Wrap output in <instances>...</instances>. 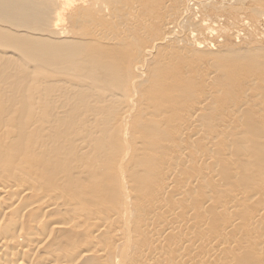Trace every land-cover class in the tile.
<instances>
[{
    "label": "bare ground",
    "instance_id": "obj_1",
    "mask_svg": "<svg viewBox=\"0 0 264 264\" xmlns=\"http://www.w3.org/2000/svg\"><path fill=\"white\" fill-rule=\"evenodd\" d=\"M81 1L83 7H85L88 4L87 2L89 0H81ZM231 1L241 2L242 4L247 2H255L256 5L250 7V8L254 7L253 8L254 12L252 13L255 19L250 16L252 20L250 17H248L250 18L249 21L243 20V22L239 21L238 22L239 24H237L235 23L237 22L235 21L236 20L235 18L236 16H235L234 17L235 20L232 21L231 14H229L228 11H225L226 9L225 7L227 6L226 3ZM90 2L91 0L89 1V3ZM92 2H94V0ZM115 2L119 3L116 0ZM115 2L113 1L112 4H115ZM130 2L129 4H131L133 1L131 3ZM135 2L137 3V1ZM178 2H179L178 3L179 6H178V11L176 10L177 11L176 14H170L169 10L171 9L170 6L167 5L161 4L160 7L158 6L159 8L158 7L156 8L157 10H159L158 12H160L159 13L160 16L162 15V13L163 14L167 13L164 16L162 15L163 17L161 19L160 16H157L160 19L159 21L158 19L154 18L160 23L159 25H161L160 27L161 30L162 29L164 30V32L161 31L163 33L161 34L160 37H158L154 41L150 40L151 42L148 43V45L145 46L142 45L132 50H127L130 49L129 48L130 45L127 44L128 42L127 38L130 36L129 31L125 32L124 34L121 32L115 33V31H117L115 30V28H117L116 25H114L115 26L114 28L113 26L111 27V25L109 26L107 25L110 28L112 37L115 36V38L111 39L112 37L108 36L109 35L107 32L108 29L103 30L105 29L104 27L106 26L107 22L106 23L102 22L103 24H101V26L105 24L102 31L98 29V25H96L95 22L96 20H93L95 23L94 25L95 27H92L91 30L90 28L91 25H93V23L92 22H91L92 24L89 23L90 27L88 26L87 28L88 32L86 29V34L84 33L81 35V41H75V39L74 40L66 39L68 34L66 32V29L64 28V24L66 21L65 17L67 12L73 6L70 0L69 1L68 0H0V63L6 66V67L4 66L5 69L4 67H2L5 71L4 73L8 74L9 72H11L13 74L16 71L15 72L16 74L19 71V75L25 74L26 76L23 77H27V74L31 72H28L26 67L29 66V64L30 66L28 68L30 69L32 68V65L34 66V68H32L34 74V75L32 74L34 76L33 91L31 89L32 86L31 88H28L30 82L27 85V82L29 81V76L27 77L28 81L24 82L28 86L27 89H30L32 94L29 93L30 95L26 94L25 96L23 95V93L25 92L21 91L22 94L20 93V95H23V97L21 99H16V102L14 100L13 102L11 101L12 104L15 102L14 105L18 103V105H20L19 107L18 105L17 107L8 105L9 107L11 106L12 108L11 110L7 109V107L4 106L3 107L5 108L4 109L5 111L3 110L2 112L3 108L0 110L1 111L0 112V264H205V263L206 264H264V167H261V169L259 168L260 165L264 163V133H262L263 131L262 132L260 131L261 134L258 133L259 135L257 136L255 135L256 143L254 142L255 144L253 145L255 151L254 153L250 149L249 146H251V144H249L250 141H248L250 136H252V132H249L251 126L249 127V129L242 130V128H240L241 130L239 129L240 131H237L238 127L241 126L243 123H245L244 120H246L245 119L246 116L243 113L246 111L247 107L250 106L248 101L244 100V102H241L239 104L236 103L234 105H231L233 106V109H235L236 112L232 116V118H230L231 120L228 121V123H226L227 126L223 128L227 131L228 130L230 131L233 127H236V130L233 129V132L237 131V134H239L238 132L243 131V136L245 140L244 143L243 142L242 143L244 145V148L242 146V148L240 149V146L242 145L241 143V145L239 146V149L241 150L240 154L241 153L243 154L242 149H244V156L248 157L254 153L256 154V156L261 157L258 159V161L255 160L257 164H255L254 161L251 162L252 168L251 165L250 167L247 166L250 169V171L251 169L253 170L256 169L255 173L257 174L253 176L252 174L248 173V177L251 175V177L249 178H246L244 174V177L246 179L243 178V174H242L243 171L241 173H238V175L242 174L241 176L239 175L240 177L235 173H233V175L232 174L229 175L232 176L229 177L231 181L230 184L232 186H235L234 184L236 180H240V184L243 183L241 185L242 188L245 190L242 191V193H239L240 191L237 192L234 189L230 188L231 190L228 192L229 195H227L225 191L227 196L224 195V198H219V197L216 198L215 196H213V194L208 195L206 193L207 191L205 192L208 196H210L208 199H206V203H208V205H213L212 206L214 207L212 208L214 210L213 212L215 213L221 212L226 215L227 217V219H225L226 226L215 229L210 228L211 235L208 238H206V240L202 235L197 237L198 235L196 236V234H195L196 236L195 239L193 237L194 234V231L192 230L193 225L191 224L192 225L191 228L189 223L186 222L182 223V221L180 220L181 217L184 215V212L183 215L181 212V217L179 219L180 213L178 214L179 215L178 216L177 215L178 211H176L175 207H173L174 210L172 209L168 210L169 207H166L165 203H164L165 205L160 203L161 197L160 200L158 199L159 200L158 202L154 203L155 200H153L150 203L148 202L149 200L145 201L144 198L141 197L142 195L140 193H137L138 199H134L132 196H130L129 191L133 189L134 186L136 187L135 188L136 191L138 190L143 191L142 189L143 186H145V184L140 186L141 182H139L138 185L141 189L139 188L137 190V179L145 176L148 172L151 173L150 170L148 169V166L144 165L143 162L144 159L147 157L146 156L147 145L150 143V141H153L152 140L153 134L150 131V133L152 134L150 135L152 137L150 140L148 139L147 136V134L148 135L150 134L149 131L148 132L146 131L147 139H145L146 136L145 138L142 136L146 132H144L143 134L139 133L141 134L140 135L141 137L136 136L137 135L136 133L138 131L139 132L141 131L139 127L138 128L139 130L136 133H133L135 134L136 137L128 136L130 130V127L128 126L130 123L128 124V120L131 119V116L135 115L134 113L138 109L140 110V114L142 113L149 114V112L153 114V112L156 110L154 107L155 106L154 102L156 101L154 100L153 102L154 105H152V103H150V101H148L146 97L145 99L143 98L142 91L141 92L138 91V89L142 87L143 84H145L143 82H146V79H150L147 78V75L149 73L148 71L152 69L151 67L155 63L156 65L158 63H162L163 66L166 61L167 57L162 58V61L161 59L158 60V58L160 57H158L159 55L157 56V54L160 53L159 51L157 53L156 50L160 49V47L167 49L168 51L167 50L165 51H167L168 53L171 52L172 53V55H170L171 57L173 56L176 59L183 58L185 62L187 61L185 58L190 57L189 54H191V56L193 55L192 56L193 58L191 57L192 61L193 59H195L196 62L194 63H196L197 66L198 64L199 65L202 64L201 63L202 61L201 62L199 61V63H197V59L200 60L199 56L201 54L206 53L208 55L207 57H210L208 58L210 60V63L213 62L215 65V62L219 57L217 58L214 57L213 56L214 53L213 55H211L213 51L210 50L214 49L215 51V49L216 50L219 49L217 51L220 52L219 54H224V55L226 54V56L228 57L227 53L231 52L232 48H234L235 46L234 45L232 47V45L234 44L233 39L235 40L237 39L238 41V39L243 35L241 29L242 26L244 28L246 27L249 28L251 27L250 24H253V26H255L254 28L256 29V31L257 29L262 30L256 37L255 41L256 40L259 41L258 42L259 46L262 45V43H264V9H263L264 7L262 8V6L260 7L259 5H257V0H180ZM263 2L264 1H262V3ZM105 5H107V3H105ZM115 5L114 6L109 5V7H113L114 10L112 11V13H109V17L113 15H114L113 17H116L119 15L118 12L119 10L115 9ZM134 5H135L134 7H136V4ZM218 5H220L221 7H218ZM144 7L146 6L144 5ZM115 10H117L118 13ZM105 11H108V8H105ZM235 11L237 12L238 10L235 9ZM227 12L231 17H229L228 14H226ZM233 12H234V7H233ZM106 14L108 13L106 12ZM126 15L129 14L126 13ZM239 15L240 14L238 13V16ZM246 15L244 14L245 17ZM105 16L106 15H104V18ZM109 17L108 19H111ZM135 19L139 20L137 18ZM112 20H108V22ZM148 22H151L150 19ZM153 22L152 24H154ZM98 23L100 24L101 22L99 21ZM136 23L135 25L131 23L132 27L129 28L131 29V31H134V33L135 32H137L138 34L140 33L141 34L140 37L143 36V39L146 38L145 36H147L146 33L147 26L142 23L137 26ZM224 23L227 28L229 27L228 30L231 31V33L227 32L230 35V37L228 41H225L227 40V38H225L222 35L225 40H221L223 39V37L219 38L221 37L219 36L218 38L221 40L219 41L217 40L218 38L216 39L214 37V35L216 34L215 32H217L216 31L217 27L219 28L218 31H220V34H223L221 33V31L225 30L226 28L224 27ZM121 31L123 30L121 29ZM245 34H247L246 31ZM224 35H226V32L224 33ZM201 36H204V39ZM199 37H201L203 40L205 39L206 40L200 41ZM212 37H214L216 41L214 39H213L214 41L211 40ZM242 37L244 38V36ZM222 41H225L226 44H224L225 42ZM242 42L240 43L242 44ZM253 43L254 45L253 44L252 45L254 47L255 42ZM249 45L252 47L250 41H249ZM236 46H238V43H236ZM246 46L248 47V45ZM197 49L199 50V52H197L198 51ZM235 50L237 51L238 49L236 48ZM160 51H162V49H160ZM192 51H196V53H190ZM255 51L256 50H254V53ZM262 51L264 54L263 49ZM252 52L253 51H251V53ZM127 53L129 55H127ZM208 53H211L210 56ZM247 53L245 54L246 56L250 54ZM256 54L261 55L259 52ZM240 55H242V53ZM211 56L214 59L216 58L215 62L213 58L211 62ZM237 56L239 55L236 54L235 57ZM252 56L253 54L249 55V57L253 58V60L254 58L255 59L258 58V57L256 58V56L255 57ZM262 56L263 55H261L260 57ZM229 57H231V55ZM168 60L167 62L170 63V61ZM243 60H247V59L243 58L241 61L242 63ZM190 61H189V65L191 63ZM228 61L232 62V60H228ZM250 61L247 62L248 64L251 65L252 63H250ZM220 62H221L220 64H222L225 61H220ZM239 62L237 64L234 63L233 64L236 65L237 67V65L240 64ZM262 62H264V60ZM205 63H207V59ZM225 64L223 63V66ZM261 64L262 63H260V65ZM172 65L169 64L168 67L169 66L172 67ZM193 65L194 64H192V66ZM212 65L208 64V66H210L209 68L207 67L208 70L207 71L205 70V72H200L201 74L200 80H198V78L193 77L198 69L194 71L193 68L190 67V70L192 68L193 71H189L188 69L187 71L190 74H194L192 75L194 80L197 79V81H201L200 83L203 84L202 86L200 85L201 88L205 86L207 88V85H209V83L212 81L214 77H215L214 79H216V77L218 78L220 77L216 75L217 72L219 71L220 66L223 68L222 65L214 66L215 68ZM231 65L232 64L227 65L228 67L227 69H229L230 68L229 66ZM254 65L256 66V64ZM158 66L161 67L159 64L155 67ZM187 66H188V62H187ZM187 66L185 67L187 68ZM259 66H257L258 67L257 69H259ZM168 67H165V69L167 68L168 70ZM186 68L182 69V71L184 70L186 71ZM170 69L168 71H170ZM260 69L264 71L263 65H261ZM234 70L235 69H233V72ZM157 71L152 73L153 76H155L160 71V69L158 72ZM171 71H172L171 73H174L173 72L174 70L171 69ZM226 71L227 70H225V74L227 73ZM229 71H231V69ZM251 71H253V69ZM161 72H163V70ZM1 74L0 76L2 77L3 74L2 75ZM160 74L162 75L163 73ZM170 75H174V74L168 73L167 77ZM248 75L249 74H247V76ZM221 76H222L221 78L227 77V75L223 77L222 74ZM173 77H172V83H173V79L175 78ZM187 78L188 80L185 81H187L188 84L190 83L188 81L191 80L190 79L191 77H187ZM187 78L185 77V79ZM16 79H18V76L16 77ZM159 79H163V78H161L160 76ZM227 79H225V82H227ZM168 80H165L166 81L165 82L163 79L164 83L171 84V82ZM180 81H182V79ZM180 81L178 78V82ZM253 81H255V79ZM178 82H175V86L180 84ZM184 82L182 81L181 83L189 87V85H187ZM24 83L22 84V87L20 85L21 88H23V85H25ZM147 83H149V81ZM191 83H193V81H191ZM200 83L197 82V84L196 83L195 84L198 85ZM222 83L224 82L222 81ZM246 83H247L246 85L249 87L244 91L250 92V90L254 86L253 85L254 83L252 82V80H250L249 82L247 81ZM261 83L264 84V81ZM5 84L6 87L4 85H2L1 87H4L5 89L9 87L10 90L13 87L12 84H9L10 86L7 87L8 85L7 80ZM140 84L141 86L139 87L138 85ZM159 84L160 83H158L157 85ZM217 84L220 85V83ZM217 84H215L216 88L218 86ZM246 85L245 88L247 87ZM137 86L139 87L138 89ZM150 86H152V83ZM191 86H193V84H190V87ZM1 87H0V91H1ZM4 88L3 91H5ZM216 88L215 89L213 88L215 92H217ZM161 89L163 90V88ZM161 89L158 90L161 92L162 91ZM213 89L211 90L210 87L209 89L207 88V92L209 93V95L215 93L213 92ZM10 90H9L10 96L8 94L9 98L11 97V95L13 96V94L10 93ZM23 90L26 91L25 89ZM207 92L204 90L202 94L206 96ZM6 93L7 92H5V94ZM17 93L19 94V92ZM165 93L168 94L167 91ZM165 93H163V95H165ZM174 94L175 95L173 96H175L176 98L180 97L178 94H177L178 96H176V93ZM144 95L146 96V94ZM205 96L204 98L202 96L200 97L198 96L197 99L196 98L195 100L193 99L194 101L191 98H188L191 99L192 100L191 102L193 103H192V107L189 105L187 107H184L187 109L188 107H191V109H189L188 111L186 110L187 113H185L184 116L185 117L184 122L186 123L181 124L183 122V119L175 120L174 119L175 116L173 117V119H171L167 117V115H165V117H167L165 118L163 117V114H160L162 116L159 117L160 111L158 112L159 110L158 109L157 112H154L155 115L158 114V116H155L158 118L149 119L151 125L156 126V127H152V126L151 127L162 128L164 125H168L169 124L168 122H171L168 125V128L169 126L171 128L173 127L171 124H177V122H179V124H177L176 126L178 128L175 130L174 129L175 125H174L172 129L174 130V133H172L175 134L174 137L176 136L177 138L185 139L186 142L188 140L190 143L195 142L197 137H200V135L202 136V134L205 133L204 130L205 124L203 123V116H204L203 113L215 107L213 106V102L210 101L211 98L209 99L208 96L207 97ZM152 97L154 98V96ZM165 97L168 98L167 95H165ZM254 97H255L254 100L255 104L261 108H264V96L260 97L259 95H254ZM10 100H12V98ZM160 101H162V99ZM183 101L184 100H181L182 103L185 102ZM171 102H173V104L176 103L174 99L170 101V103ZM188 102L190 101L188 100ZM1 103L2 105H5L4 104L5 102L3 103L2 101L0 102V104ZM168 103L169 102H166V106L169 107V105H167ZM5 106H7V99ZM263 114L264 113H262V115ZM138 116L139 118L140 117L141 118L139 119L138 122L139 124L136 125L142 126V128L147 126L146 128L150 129L151 127L147 125L149 122L146 123L144 117L142 118L141 115ZM143 116L146 117V115ZM180 120H182L181 123ZM243 125H246V123ZM152 132L154 133L156 131H152ZM229 134L230 133H228V135ZM220 135H224V133ZM220 135H218L217 137L219 138ZM226 136L224 135L223 137ZM231 137L234 138L233 135ZM153 139H157V137ZM210 140H212L211 137ZM168 141L169 140H166V142ZM166 142L164 140L165 144ZM155 143L156 142L154 141L153 144ZM164 143L163 144L160 143V144L166 147L167 144L165 145ZM180 143L170 144V147H173L178 152L177 153L178 155H176L177 158L168 159L166 161V164H164L165 166L162 165L163 167H165L164 169L168 170V173H166L162 181H159L157 187L154 185L155 183H153V185L150 184V186H155L156 188L161 190L163 194L164 192L166 194V192H170V189L174 187V185H177L178 190L176 187L174 188H176V190L180 192V193L177 192V195L181 197V194L184 190L186 191L187 189L188 192V189L191 190L192 187L194 188V186L191 187V185H193L195 182H198L199 184V182L200 183L205 182L208 181L207 180L208 178H211L210 179L211 183H216V182L218 183L217 178H219V174L223 173V171H221L220 173L218 172L219 174H217L216 173V171L218 170L217 167H215L217 168V170L215 171L214 168V171L212 173L206 172L207 175L206 173H202L205 175L200 174L201 176L200 175L196 176L194 174L196 177L194 179L193 177H191L192 180L190 178L188 180L184 178L185 180L182 181L180 180L179 183L177 182L178 180L176 178H174L173 180L172 177L174 176H172V174L173 175L177 174L179 170H181L182 166H187V168L189 167L190 169H192V166H194L195 163L194 161H197L195 159L192 160L188 159L184 156L186 154H182V151L184 150H182L183 146H181ZM251 143L253 144V142ZM191 145L188 144V147ZM166 148L168 149L169 147L167 146ZM184 149L185 152H187L186 151L187 148ZM213 151H214L213 149H207L206 151L204 150L203 152H200L198 158L201 160V163L202 161L203 162L206 161L208 163V167H211L209 166L210 165L209 163L215 164V161L218 157L215 158L216 156L214 155ZM221 155L225 159H227L226 162L228 161L230 166L231 165L233 166V169L236 167V165L239 166L242 164L241 159H239L232 152L224 151ZM160 158L161 157H159L158 160H160ZM246 158L244 160H246ZM139 161L140 163H138ZM247 162H249L248 159ZM247 162L245 161L244 163L245 169L247 168L246 167ZM196 164L197 162L195 163V165ZM241 166L243 167V165ZM196 167H198V165ZM209 170H211V168H209ZM209 170L208 172H210ZM239 170L237 172H239ZM226 171L228 173L229 170ZM247 171L249 170H246V172ZM125 172L127 173L126 176H124ZM161 172L159 170L160 174ZM155 173L156 172L154 171V174ZM222 176L223 175L221 174V178ZM240 178L242 179V182ZM142 183H144V181ZM231 185L230 187H232ZM243 185L245 187H243ZM146 187L148 188V185ZM239 187L241 188L240 185ZM173 189H171V191ZM152 190L153 188L151 189V191ZM155 190L153 191L154 195H156ZM174 191L175 189L173 190V192ZM145 192L142 193L145 194ZM175 193L176 191L173 194ZM168 197H170V195ZM203 200H205L204 197ZM247 201L251 202L250 205H254L253 203H255L256 206L253 207V209H251L252 207L250 205L246 206ZM177 203L181 204L180 201ZM208 205L206 204V206ZM165 209L169 211L170 220L169 221L167 220V223L170 222L169 227H162L163 225L161 226V222L163 220L158 221L163 218L162 217L158 219L160 215L159 213L162 214V212L165 211ZM199 210H201V208ZM168 211H165L167 215H168ZM187 212L188 215L186 214ZM187 212L185 213V215L188 216V218L189 216L199 218V216L197 215L200 213V211L198 212L196 210L197 213L195 212L196 213L195 216L193 214L190 215V213L192 212L190 211V209ZM203 213H205V211ZM215 213L214 215L216 216ZM245 216H246L245 218L246 220L243 218ZM204 217L200 218L196 223H194L196 221V219L194 218L195 221L193 223L195 224L194 228L196 229V231L197 230L204 231V229L208 227L209 223L206 221ZM188 218L187 221L189 219L190 220L192 219V218L189 219ZM215 218H217V216ZM185 219L183 221H186ZM218 219L222 220V217ZM140 231L143 232L142 234H146L148 239L146 238L145 235H143L147 239L144 242L145 239L142 240L140 237L139 239L141 240V242L143 241L142 243L144 244L143 248L137 250L134 254H132L136 248L135 239L136 237L139 236L137 232H139L140 236H142ZM166 231L168 232L166 233ZM185 232L189 233V239L187 238ZM204 232L205 234H207L206 231ZM164 233H166V235L168 233L172 234L173 236L172 235L170 236L174 237V239H176L175 237L178 236L179 239L180 237L183 238L182 236H180V234H182L183 236L186 235L184 236L185 239L184 238L182 239L185 241L187 240L186 244L184 245L179 244L178 241H176L177 239L176 240L173 239L174 240L173 242L176 243L171 244L172 245L171 247L172 250L174 249L177 252V256L175 252V256L177 257L175 261H173L172 255H171V259H169V257H166L164 254L165 253L164 248H166L165 246L166 243L170 244L172 242L171 241L172 238H169L168 242L166 241L167 240L166 236H163ZM162 236L165 237V239ZM227 236L228 238L229 237L230 238L226 240ZM168 237L169 236L167 235V238ZM138 243L140 244V241ZM141 245L142 244H140V246ZM140 246L138 248H140ZM166 250L167 252L170 251L168 249ZM172 250L171 252L168 253L172 254L174 252V250L173 252ZM192 253H195L197 255L196 259L195 257H193L194 255L192 256ZM168 255L169 254H167V256Z\"/></svg>",
    "mask_w": 264,
    "mask_h": 264
},
{
    "label": "rangeland",
    "instance_id": "obj_2",
    "mask_svg": "<svg viewBox=\"0 0 264 264\" xmlns=\"http://www.w3.org/2000/svg\"><path fill=\"white\" fill-rule=\"evenodd\" d=\"M69 1V0H68ZM71 1V4L73 5H71L72 7H71V9L67 12V14H66V21H65V24H64V28L66 29V32H67V34H68V38L66 37V39H72V40H74L75 39V41H81V35L82 34H86V29L88 28V26L90 27V24L89 23H93V25H91V28H90V30L92 29V27H95L94 25H95V23H94V21L93 20H96L95 22H96V25H98V29L99 30H102L103 29V27L105 26V24L103 25V26H101V24H103L104 22L106 23V26L108 25H111V27L113 26V28L115 27L114 25H116V27L117 28H115V30H117V31H115V33L116 32H121V33H125V32H128L129 31V34H130V36L127 38V40H128V42H127V44L128 45H130L129 46V48L130 49H127V50H132V49H134V48H136V47H140V46H142V45H148V43H150L151 41H154L155 39H157L158 37H160L161 36V34L164 32V30L162 29L161 30V25H159L160 23L158 22L165 14H167V13H165V14H163L162 13V15L160 16V12H158L159 10H157L156 8L159 6L160 7V5L162 4V5H167V6H170V9L171 10H169V12H170V14H176L177 13V11H178V6H179V2L178 1H180V0H162V1H160V0H116V1H118L119 3H116L115 2V0H94V2H92L93 0H91V2L89 3V1L87 2L88 4L85 6V7H83V4H82V1L81 0H70ZM97 3H96V2ZM109 1V2H108ZM115 2V4H112V2ZM132 3H131V2ZM135 1H137V3L135 2ZM168 1V2H167ZM262 1H264V0H257V5H259L260 7L262 6V8L264 7V2L262 3ZM73 2V3H72ZM76 2V3H75ZM111 2V3H110ZM129 2L131 3V4H129ZM172 2V3H171ZM233 2V3H232ZM75 3V4H74ZM81 3V4H80ZM105 3H107V5H105ZM145 3H148V4H145ZM169 3V4H168ZM175 5H174V4ZM235 3V4H234ZM237 3V4H236ZM253 3V4H252ZM259 3V4H258ZM134 4H136V7H134L135 5ZM232 4V5H231ZM77 5V6H76ZM109 5H111V6H114L115 5V9H117V10H119L118 12H119V15H120V18H119V15L118 16H116V17H113V16H110L109 17V13H112V11H114L113 10V7H109ZM138 5V6H137ZM144 5L146 6V7H144ZM226 9H225V11H228L229 12V14H231V16H232V21H234L235 19H234V17L236 18V20L235 21H237V22H235V23H237V24H239L238 22L239 21H242L243 22V20H248L249 21V19L252 17V18H254L255 19V17H254V15H253V13L252 12H254L253 11V8H250L251 6H255L256 4H255V2H247V3H241V2H234V1H231V2H227L226 3ZM97 6V7H96ZM104 6V7H103ZM133 6V7H132ZM143 6V7H142ZM173 6V7H172ZM237 8H236V7ZM74 7H75V9H74ZM130 7V8H129ZM158 7V8H159ZM218 7H221L220 5H218ZM229 7V8H228ZM233 7H234V12H233ZM249 7V8H248ZM98 8V9H97ZM105 8H108V11H105ZM125 8V9H124ZM149 8V9H148ZM175 8H177V9H175ZM102 9H104V10H102ZM131 9H133V10H131ZM143 9V10H142ZM145 9H146V11H145ZM235 9L236 10H238L237 12L235 11ZM240 9V10H239ZM264 9V8H263ZM103 12H102V11ZM110 10V11H109ZM117 10H115L116 12H117ZM123 10V11H122ZM137 10V11H136ZM147 10H149V11H147ZM177 10V11H176ZM245 10V11H244ZM252 10V11H251ZM129 11V12H128ZM241 11V12H240ZM243 11V12H242ZM106 12L108 13V14H106ZM115 12V13H116ZM117 12V13H118ZM125 12V13H124ZM139 12V13H138ZM158 13V15H157V13ZM228 12L226 13V14H228ZM245 12V13H244ZM114 13V14H115ZM116 13V14H117ZM126 13L127 14H129V15H126ZM137 13V14H136ZM234 13V14H233ZM238 13L240 14L239 16H238ZM242 13V14H241ZM246 15V17L244 16V14ZM81 14V15H80ZM125 14V15H124ZM229 14H228V16H229ZM233 14V15H232ZM250 14V15H249ZM104 15H106L105 16V18H107L108 19V17L109 18H111V19H108V20H112V18H113V20L112 21H110V22H108V20L107 19H105L104 18ZM107 15H108V17H107ZM124 15V16H123ZM141 15V16H140ZM123 16V17H122ZM149 16V17H148ZM157 16H160V19H159V17H157ZM231 16H229V17H231ZM240 16H242V17H240ZM251 16V17H250ZM134 17V18H133ZM157 17V18H156ZM248 17H250V18H248ZM135 18H137V19H139V20H136ZM158 19V21L157 20H155V19ZM239 18V19H238ZM243 18V19H242ZM252 18H251V20H252ZM119 19V20H118ZM122 19H123V21H122ZM134 19H135V21H134ZM143 21H142V20ZM146 19V20H145ZM149 19H150V21L151 22H148L149 21ZM153 19V20H152ZM253 19V20H254ZM87 22H86V21ZM91 20V21H90ZM107 20V21H106ZM250 20V21H251ZM101 22L100 24L98 23V22ZM118 21V22H117ZM137 24V26L139 25V24H145L146 26H147V36H145L146 38H144V39H146V40H144L143 39V36H141L140 37V33L138 34L137 32H135L134 33V31H131V29L129 28V27H132V25H131V23H133L134 25H135V23ZM142 21V22H141ZM154 21V22H153ZM82 22V23H81ZM103 22V23H102ZM111 22H112V24H111ZM148 22V23H147ZM152 22L154 23V24H152ZM229 22V21H228ZM91 23V24H92ZM129 23V24H128ZM155 23H157V24H155ZM89 24V25H88ZM236 24V25H237ZM117 25H119V26H117ZM158 25V26H157ZM251 25V27H246V28H244L243 26H242V36H244V38L241 36L239 39H238V41H237V39L235 40V39H233V41H234V44L232 45V47L235 45L236 46V43H238V46H234V48H232V50H231V52H229V53H227V55H228V57L226 56V54L224 55V54H219L220 52H217L218 50H216L215 49V51H214V49L213 50H210V51H213L212 52V54L211 53H208L209 54V56H210V54L211 55H213V53H214V57H219V58H217V61H219V62H217V63H219V64H217L216 62H215V59L211 56V62H212V58H213V60H214V62H215V65H214V63L212 62V63H210V60L208 59V58H210V57H207L208 55L205 53V54H201L199 57H200V60L199 59H197V63H199V61L202 63V64H198V66H197V64L196 63H194V62H196L195 61V59H193V61H192V56H191V54H189L190 55V57H187V58H185L187 61L185 62L184 60H183V58H180V59H176L175 57H171L170 55H172V53L170 52V53H168L167 51V49H164V48H161L160 47V49H162V51H160V49H157L156 50V52L158 53V51H159V53L161 54H157V56L158 57H160V58H158V60H160L161 59V61H162V58H166V61H165V63H164V65L165 64H167V65H163L162 66V63H158L161 67H155V66H157L156 65V63L153 65L154 66V69L156 68H159L160 69V71H159V69H153V66L151 67L152 69H150L148 72V75H147V78H150V79H146V82H143V83H147L148 81H149V83H147L146 85L145 84H143L142 85V87H140L141 86V84L140 85H138L137 86V89H138V91L139 92H141L142 91V95H143V98L145 99V97H146V99L148 100V101H150V103H152V105H154V103H155V111L154 112H157V110H158V112H159V115L160 114H163V117H165V115H167V117H169V118H171V119H173V117H174V119L176 120V119H183V122H182V120H180V123L181 124H184V123H186V122H184V116H185V113H187V111L189 110V109H191V107H192V103L193 102H191L193 99L195 100V98L197 99V97L199 96H202L203 98H204V96L205 95H203L202 93L204 92V90L207 92V88L209 89V87H210V89L212 90L213 88L215 89L216 87V85L215 84H217V83H220V85L219 84H217L218 86H217V88L219 89H217L216 88V91L217 92H215V90L213 89V92H215L213 95L211 94V95H209V93L207 92V94H206V96L205 97H209V99H210V101H212L213 102V106H215V107H213V108H211V109H209V110H207V111H205L204 113H203V123L205 124L204 126V130H205V133H203V134H205V135H203L202 134V136L200 135V137H197L196 138V140H195V142H193V143H190L188 140H187V142H186V140L185 139H180V138H177L176 136L174 137V135L175 134H172V133H174V130H172L173 129V127H174V125H175V130L178 128V127H176L177 126V124H179V122H177V124H171L173 127H171L170 128V126H169V128H168V125L171 123V122H168L169 124L168 125H164L162 128H160V127H157V128H152V127H156V126H153V125H151V122H150V118H158V117H155V116H158V114H154V112H153V114L151 113V112H149V114H140V110L138 109L137 111H135V115H133V116H131V119H129L128 120V126L130 127V130H129V133H128V136H134V137H136V136H139V137H141L140 135L141 134H139V133H144V132H148L149 131V133H150V131H151V133L153 134H147V132L146 133H144L142 136L145 138V136H146V134H147V136H148V139L150 140L152 137L150 136V135H152L153 136V138H156L157 137V139H153L152 138V140L153 141H150V145L148 144L147 145V154H146V158L144 159V162H143V160H142V162L144 163V165H146V166H148V169L150 170V172L151 173H147L145 176H143V177H145V178H143V177H140V178H138L137 179V190L140 188L139 187V185H138V183L139 182H141V184H140V186H142L143 184H145V186H143V191H141V190H138V191H136L135 190V186H134V188L133 189H131L129 192H130V196H132L134 199H138V196H137V193H140L142 196L141 197H143L144 198V200L145 201H147V200H149L148 202H152L153 200H155V202L154 203H156V202H158L159 200H160V197H161V200H160V203H162V204H166V207H169V209L168 210H174V208L173 207H175V209H176V211H178V213H177V215L179 216V219H180V217H181V212H182V215H183V212H184V215H185V213L190 209V211H192L191 213H190V215H196V210L199 212L200 211V213L199 214H201V212H202V216L201 215H197V216H199V218L197 217V218H195V217H193V216H189V218H192L191 220L188 218V216H182L181 217V221H182V223H189L190 224V227L192 228V230L194 231V234H193V237L196 239V236L197 237H199V236H203L204 238H205V240H206V238H208L210 235H211V232H210V228H212V229H215V228H220V227H224V226H226V220L225 219H227V217H226V215L224 214V213H221V215H220V213L218 212H213L214 210L212 209V208H214V207H212L213 205H208V203H206V199H208L210 196H208L209 194H213V196H215L216 198H224V195L225 196H227V195H229L228 194V192L231 190V189H234L235 191H237V192H239V193H242V191H244L245 189H243L242 188V185L241 184H243V183H241L240 184V180H236V182H235V186L237 187H235V186H232L231 184H230V178L229 177H232V176H229V175H233V173H235V174H237L238 175V173H241L242 171V174H243V178H245L244 177V174H245V176H246V178H249V177H251V175L248 177V173L249 174H252L253 176L254 175H256L257 173H255V171H256V169L255 170H253V169H251V171H250V169L248 168V167H250V165H251V162H253L254 161V163L255 164H257V162L255 161V160H257L258 161V159L259 158H261V157H258V156H256V154H254L255 153V151H254V148H253V145L256 143L255 141V135L257 136V135H259V134H261V132L262 133H264V114L262 115V113H264V108H261V107H259V106H257L256 104H255V102H254V100H255V97H254V95H259L260 97H263L264 96V84H262L261 82H263L264 81V79H262V78H264L263 76H264V71H262V69H260V67H261V65H263V67H264V62H262L263 60H264V54H263V51H262V49L264 50V43H262V45H260L261 46V48H260V46L258 45V42L259 41H255V39H256V37L258 36V34L260 33V31H262L261 29H257V31H256V29L254 28L255 26H253V24H250ZM87 26V27H86ZM104 27L105 29H103V30H107V32H108V36L109 37H112V35H111V31H110V28L107 26V27ZM150 26V27H149ZM156 27H158V28H156ZM224 27H226V25H225V23H224ZM84 28V29H83ZM119 28V29H118ZM124 31H121V29ZM124 28V29H123ZM127 28V29H126ZM150 28H152V29H150ZM229 29V27L227 28H225V30H223V31H221V33H223V34H220V31H218L219 30V28L217 27V32H215L216 34L214 35V37L217 39L219 36H221V37H219V38H222L223 36L225 37V38H227V40H225L224 39V37H223V39H221V40H225V41H228V39H229V37H230V35L228 34L229 32L231 33V31H229L228 30ZM247 29V30H246ZM102 30V31H103ZM127 30V31H126ZM157 31V32H159V33H157V32H155V31ZM228 30V31H227ZM246 31V33L247 34H245V31ZM161 31H163V32H161ZM87 32H88V29H87ZM226 32V35H224V33ZM228 32V33H227ZM217 33H219V34H217ZM262 33V32H261ZM88 34V33H87ZM154 34H156V35H154ZM132 35H133V37H132ZM136 35V36H135ZM223 35V36H222ZM229 35V36H228ZM246 35V36H245ZM156 36V37H155ZM227 36V37H226ZM140 37V38H139ZM150 37V38H149ZM155 37V38H154ZM203 39H204V36H201ZM201 37H199V40L200 41H205V40H203ZM214 37H212V39L211 40H213L214 39ZM113 38H115V36L114 37H112L111 39H113ZM201 38V39H200ZM217 39V40H219V41H221L220 39ZM143 39V40H142ZM149 39V40H148ZM216 39H214L215 41H216ZM71 40V41H72ZM126 40V41H127ZM151 40V41H150ZM210 40V41H211ZM213 40V41H214ZM225 41H222V42H225ZM244 43H243V42ZM246 41V42H245ZM247 41H248V43H247ZM249 41H250V44L252 45H254V43L253 42H255V46L253 47V45H252V47L249 45ZM240 42H242V44L240 43ZM257 42V43H256ZM132 44V45H131ZM224 44H226V42L224 43ZM248 45V47L246 46V45ZM259 44H261V43H259ZM136 45V46H135ZM240 45V46H239ZM242 46H244V47H242ZM249 46H250V48H249ZM132 47V48H131ZM241 47V48H240ZM247 47V48H246ZM263 47V48H262ZM238 49L237 51L235 50V49ZM240 48V49H239ZM248 48H249V50H248ZM164 49V50H163ZM246 49V50H245ZM253 49V50H252ZM165 50H167V51H165ZM198 50V49H197ZM234 50H235V53H234ZM240 50H242V51H240ZM246 51V53L247 54H249V55H251V54H253V56L255 57L256 56V58L257 59H255L254 58V60H253V58H250L249 57V55H245L246 53H245V51ZM254 50H256L255 51V53H254ZM233 51V52H232ZM250 51V52H249ZM251 51H253L252 53H251ZM197 52H199V50L197 51ZM260 53L261 55H263L262 57H260L261 55H257L256 53ZM167 53V54H166ZM190 53H196V51H192V52H190ZM231 53V54H230ZM242 53V55H240ZM231 55V57H229L230 55ZM233 54V55H232ZM239 55V56H237V57H235V55ZM256 54V55H255ZM127 55H129L128 53H127ZM163 55V56H162ZM203 55V56H202ZM225 57H224V56ZM244 55V56H243ZM204 56H206V57H204ZM243 56V57H242ZM252 56V57H253ZM17 57V56H16ZM192 57V58H191ZM226 59H224V58ZM260 57V58H259ZM168 58H169V60H168ZM172 58V59H171ZM174 58V59H173ZM222 58V59H221ZM230 58V59H229ZM234 58H235V60L236 59H238L239 60V58H240V62L238 61V60H234ZM244 58V59H247V60H243V63L241 62L242 61V59ZM249 58H250V60H249ZM172 61H171V60ZM206 59H207V63H205L206 62ZM219 59V60H218ZM224 59V60H223ZM167 60L168 61H170V63L169 62H167ZM174 60H176V61H174ZM191 60V61H190ZM203 60H205V61H203ZM228 60H232V62L231 61H228ZM259 60V61H258ZM174 61V62H173ZM189 61L191 62L190 63V65H189ZM220 61H225V62H223L224 64L226 63V61H227V63L223 66V63L222 64H220L221 62ZM250 61V63H254V64H256V66L253 64V66H252V64L250 65V64H248V62ZM180 62V63H179ZM187 62H188V66H187ZM240 63L239 65H237V67H236V65H234V64H237V63ZM257 62V63H256ZM175 63V64H174ZM184 63H186V64H184ZM234 63V64H233ZM259 63V64H258ZM260 63H262L261 65H260ZM169 64H173L172 65V67H168V65ZM192 64H194L193 66H192ZM205 64V65H204ZM208 64L210 65H212L213 67L214 66H219V65H222L223 66V68L220 66V68H219V71L217 72V76H220L219 78L218 77H216V79H217V82H216V79H212V81L209 83V85H207V88H206V86L205 87H202L201 88V86L203 85V84H201L200 82L201 81H197V79H193V77H195V78H198V80H200L201 79V74H200V72H205V70L207 71L208 70V68L210 67V66H208ZM217 64V65H216ZM229 64H232V65H234V66H229L230 68L229 69H227L228 67H227V65H229ZM32 65V64H31ZM179 65H180V67H181V65H182V67H184V68H180L179 67ZM187 66V68L185 67V66ZM204 65V66H203ZM247 65H248V67H247ZM260 65V66H259ZM5 65L3 64H1L0 63V74L3 72H5L4 71V69H5V67H4ZM29 66H30V64H29ZM29 66H27L26 67V69L28 70V72H31V73H28L27 74V77L29 76V81H28V78L27 77H23V76H26L25 74L23 75V74H21V75H19V71L15 74V72L13 73L14 75H15V77H14V75L11 73V72H9L8 74H6V73H2L1 75H2V77L0 76V87L2 86V85H6L5 83H6V80H7V87L8 86H10L9 84H12L13 85V87H12V85H11V87L13 88H11V90L9 89V87L7 88V89H5L4 87H1V91H3V88L5 89V91H3V92H1L0 91V93H1V98H0V102H2L3 101V103L6 105V99H7V106H5V105H2V103L0 104V110L2 109V112H3V110L5 109L4 107H7V109H9V110H11L12 108H11V106H15V107H17V105H18V103L16 104V105H14V103L16 102V99H21L22 97H23V95H25L26 96V94L27 95H30L29 93H31V90L30 89H27V87L28 88H31V86H32V91H33V85H34V80H33V69L32 68H34V66L32 65V68L30 69V68H28ZM174 66H175V68H174ZM176 66H178V67H176ZM194 66H195V68H194ZM197 66V67H196ZM252 68H251V67ZM255 66V67H254ZM257 66H259V69H257L258 67ZM2 67H4V69L2 68ZM165 67H168V70L171 68L172 70H174L173 72L174 73H171L172 71H171V69H170V71H168L167 70V68L165 69ZM190 67H192L193 68V70L194 71H196V69H200L199 71L197 70L196 71V74L194 75V74H190L188 71H187V69L189 70V71H193L192 70V68H191V70H190ZM199 67V68H198ZM208 67V68H207ZM226 67V68H225ZM237 69H236V68ZM176 68H178V69H176ZM186 68V71L184 70V71H182V69H185ZM206 68V69H205ZM215 68V67H214ZM217 68V67H216ZM222 68V69H221ZM251 68V69H250ZM163 70V72H161L162 70ZM165 69V70H164ZM176 69V70H175ZM222 71H221V70ZM224 69V70H223ZM231 69V71H229ZM233 69H235L234 70V72H233ZM253 69V71H251ZM256 69V70H255ZM29 70H31V71H29ZM180 70H181V73H180ZM225 70H227L226 72V74H225ZM264 70V69H263ZM155 71H157L156 73L158 74V76H157V74L155 75V76H153V74L152 73H154ZM166 72V74H165V72ZM221 71V72H220ZM237 71H239V72H237ZM261 71V72H260ZM169 74H174V75H170V76H168L167 77V75H168V73ZM177 72V73H176ZM184 72H185V74H184ZM223 75V77H225V75H227V77L226 78H221L222 76H221V74ZM259 72V73H258ZM160 73H163L162 75L160 74ZM182 73H183V76H182ZM187 73V74H186ZM238 75H237V74ZM240 73V74H239ZM33 74V75H32ZM160 74V75H159ZM198 74V75H197ZM225 74V75H224ZM242 74V75H241ZM247 74H249L248 76H250V77H248L247 76ZM257 74V75H256ZM262 74V75H261ZM12 75V76H11ZM164 75V76H163ZM192 75H194L193 77H192ZM197 75V76H196ZM215 75V76H216ZM231 75V76H230ZM241 75V76H240ZM6 76V77H5ZM18 76V79H16V77ZM157 76V77H156ZM160 76H161V78H163L164 79V81L165 80H168L169 78H171V79H169L168 81H170L171 82V84H167V83H164V81H163V79H159L160 78ZM163 76V77H162ZM174 78L173 79V83H172V77ZM178 76V77H177ZM181 76H182V78H181ZM200 78H199V77ZM256 76V77H255ZM9 79H8V78ZM13 77V78H12ZM154 77V78H153ZM156 77V78H155ZM167 77V78H166ZM185 77L187 78V77H191L189 80L190 81H188V82H190V83H188L187 84V81H185V80H188V78L187 79H185ZM245 77V78H244ZM247 77H248V79H247ZM3 78H5V79H3ZM23 78H25V79H23ZM32 80H31V79ZM158 78V79H157ZM177 78V79H176ZM178 78H179V81L182 79V81L184 82V83H186L187 85H189V87L188 86H186L185 84H183V83H181L182 81H180V82H178ZM183 78H184V80H183ZM228 78V79H227ZM3 79V80H2ZM12 79H14V80H12ZM22 79V80H21ZM154 79H155V81H154ZM176 79V80H175ZM225 79H227V82H225ZM236 79V80H235ZM238 79V80H237ZM255 79V81H253ZM21 80V81H20ZM25 80V81H24ZM148 80V81H147ZM160 80V81H159ZM175 80V81H174ZM234 80V81H233ZM240 80V81H239ZM250 80H252V82L254 83L253 85V88L250 90V92H247V91H244V90H246V89H248V87L249 86H247L246 84V82L248 81H250ZM260 80H262V81H260ZM5 81V82H4ZM11 81H12V83H11ZM16 81V82H15ZM28 81V82H27ZM167 81V82H168ZM191 81H193V83H191ZM222 81L224 82V83H222ZM233 83H232V82ZM10 82V83H9ZM19 82V83H18ZM24 82H27V85H28V83L30 82V85H26L25 83V85H23V88H21L22 87V84ZM32 82V83H31ZM156 82V83H155ZM162 83L161 85L159 84V85H157L158 83ZM166 82V81H165ZM175 82H178V83H180V84H178V85H176L175 86ZM197 82L198 83H200V84H198V85H196L197 84ZM18 83V84H17ZM21 83V84H20ZM151 83H152V86H150L151 85ZM196 83V84H195ZM259 83V84H258ZM261 83V84H260ZM165 86H164V85ZM184 86H183V85ZM190 84H193V86H191L190 87ZM244 84V85H243ZM20 85H21V87H20ZM157 87V89H156V87ZM179 85H181V86H179ZM201 85V86H200ZM245 85L247 86L246 88H245ZM257 85V86H256ZM14 86H15V89H14ZM17 86H18V88H17ZM154 86V87H153ZM167 86H169L170 87V89H169V87H167ZM171 86H173V87H171ZM196 86V87H195ZM211 86H213V87H211ZM259 86V87H258ZM6 87V86H5ZM19 87H20V89H19ZM163 88V90L161 89V88ZM177 87V88H176ZM222 87V88H221ZM226 87V88H225ZM164 88H165V90H164ZM193 88V89H192ZM195 88V89H194ZM244 88V89H243ZM259 88V89H258ZM18 89V90H17ZM23 89H27L26 91H24ZM161 89L162 91L160 92L159 90ZM166 89H168V90H166ZM172 89V90H171ZM200 89H203V90H200ZM242 89H243V91H244V93H243V91H242ZM254 89V90H253ZM9 90H10V93L11 94H13V96H14V98H13V96L11 95V97L9 98L8 97V94H9ZM14 90V91H13ZM155 90H157V91H155ZM172 92H171V91ZM188 90V91H187ZM191 90V91H190ZM224 90V91H223ZM253 90V91H252ZM12 91H13V93H12ZM25 92V93H23V95H20V93L22 94V92ZM30 91V92H29ZM145 91V92H144ZM167 91V93L168 94H166L165 92ZM169 91V92H168ZM203 91V92H202ZM221 91V92H220ZM242 91V92H241ZM5 92H7L6 94H5ZM17 92H19V94L17 93ZM28 92V93H27ZM151 92V93H150ZM158 94H157V93ZM176 93V96H180L179 98H176L175 96H173V95H175L174 93ZM194 92V93H193ZM247 92V93H246ZM259 92V93H258ZM261 92H263V93H261ZM15 93V94H14ZM162 93V94H161ZM163 93H165V95H167L168 96V98L167 97H165V95H163ZM183 93V94H182ZM185 93V94H184ZM193 93V94H192ZM257 93V94H256ZM4 94V95H3ZM32 94V93H31ZM144 94H146V96L144 95ZM160 94V95H159ZM172 94V95H171ZM178 94V95H177ZM198 94V95H197ZM200 94V95H199ZM223 94V95H222ZM252 94H254V95H252ZM20 95V96H19ZM169 95H170V97H169ZM6 96V97H5ZM9 96H10V94H9ZM15 96H16V98H15ZM147 96H149V97H147ZM152 96H154V98L152 97ZM160 98H159V97ZM183 98H182V97ZM2 97H3V100H2ZM5 97V98H4ZM8 97V98H7ZM164 97V98H163ZM177 99H175V98ZM224 97V98H223ZM12 98V100H10ZM158 98V99H157ZM187 98V99H186ZM188 98H191V99H188ZM244 98V99H243ZM162 99V101H160ZM170 99H174V101L176 102V103H174L173 104V102H171L170 103V101H172V100H170ZM2 100V101H1ZM10 100V101H9ZM13 100L15 101L13 104L11 103V101L13 102ZM146 100V101H147ZM154 100L156 101V102H154ZM159 100V101H158ZM165 100H167V101H165ZM181 100H184L183 102L184 103H182L181 102ZM187 100V101H186ZM188 100L190 101V102H188ZM193 100V101H194ZM244 100L245 101H248L249 102V104H250V106H248L247 107V109H246V111L243 113V114H245V119L246 120H244L245 121V123H246V125H243V124H245V123H243V121H242V125L241 126H239L238 127V129H237V131H240L241 129L240 128H242V130H244V129H249V127H250V130H249V132H252V136H250V138H249V140L248 141H250L249 142V144H251V146H249L250 147V149L254 152L251 156H244V149H242V151H243V154L241 153L240 154V152H241V148H242V146H243V148H244V145H243V143H244V140H245V138H244V136H243V131H241L242 132V135H241V132H238L239 134H237V131H234L233 132V129H235L236 130V127H233L230 131L228 130H225L223 127H226L227 126V124L226 123H228V121H230L231 119L230 118H232V116L235 114V109H233V106H231V105H234V104H239V103H241V102H244ZM9 101V102H8ZM152 101V102H151ZM165 101V102H164ZM231 101V102H230ZM239 101V102H238ZM20 102V101H19ZM154 102V103H153ZM164 102V103H163ZM166 102H169L167 105H169V107L168 106H166ZM180 103V104H178V103ZM187 103V104H186ZM189 103V104H188ZM191 103V104H190ZM233 103V104H232ZM252 103V104H251ZM177 104V105H176ZM186 104V105H185ZM256 105V107H255V105ZM8 105H11L10 107L8 106ZM158 105V106H157ZM160 105V106H159ZM161 105H163V106H161ZM191 106V107H188V109L187 108H184V107H187V106ZM231 106V109H230V106ZM4 106V107H3ZM20 105H18V107H19ZM179 106V107H178ZM217 106V107H216ZM157 107H159V108H157ZM171 107V108H170ZM174 107V108H173ZM168 108V109H167ZM178 109V110H177ZM181 109V110H180ZM218 109V110H217ZM227 109V110H226ZM176 110V111H175ZM185 112H184V111ZM187 110V111H186ZM221 110V111H220ZM5 111V110H4ZM7 111V110H6ZM184 112V114H183V112ZM213 111V112H212ZM1 112V111H0ZM178 112V113H177ZM182 114H181V113ZM218 112V113H217ZM252 112V113H251ZM261 114H260V113ZM165 113V114H164ZM211 113H212V115H211ZM250 113H251V115H250ZM171 114V115H170ZM224 114V115H223ZM138 115H141L142 116V118L144 117V120H145V122L146 123H148L147 125H149V127H151L150 129H147L146 127H143L142 128V126H139V125H136V124H139L138 122H139V119L141 118H139V116ZM143 115H146V117L145 116H143ZM169 115V116H168ZM261 115V116H260ZM147 116H150V117H147ZM162 115H160L159 117H161ZM212 116V117H211ZM217 116H219V117H217ZM225 118H224V117ZM132 117H134V118H132ZM167 117H165V118H167ZM146 118V119H145ZM205 118V119H204ZM248 118V119H247ZM135 119V120H134ZM138 119V120H137ZM226 119V120H225ZM228 119V120H227ZM147 120V121H146ZM263 120V121H262ZM214 121V122H213ZM219 121V122H218ZM135 122V123H134ZM137 122V123H136ZM215 123V124H214ZM234 124V123H233ZM240 124V123H239ZM245 126V127H244ZM140 127V128H139ZM148 127V128H149ZM168 128V129H166V128ZM141 130L140 132L138 131L139 129ZM145 128V129H144ZM209 128V129H208ZM253 128V129H252ZM136 129V130H135ZM153 129H156V130H153ZM219 129V130H218ZM224 129V130H223ZM240 129V130H239ZM142 130H145V131H142ZM158 130V131H157ZM216 130H217V132H216ZM253 130V131H252ZM131 131V132H130ZM138 131V132H137ZM152 131H156V132H152ZM168 131H170V132H168ZM215 131V132H214ZM256 131V132H255ZM261 131V132H260ZM137 132V133H136ZM168 132V133H167ZM206 132H207V134H206ZM221 132V133H220ZM132 133V134H131ZM133 133H136L137 135L135 136V134H133ZM210 133V134H209ZM212 133V134H211ZM224 133V135L226 136V135H228V133H230L228 136H226V137H223L224 135H220V134H223ZM255 133H257V134H255ZM259 133V134H258ZM139 134V135H138ZM156 134V135H155ZM216 134V135H215ZM155 135V136H154ZM214 135V136H213ZM218 135H220L219 136V138L217 137ZM234 136V138L233 137H231V136ZM250 135H251V133H250ZM147 136H146V138L145 139H147ZM165 136V137H164ZM169 136V137H168ZM213 136V137H212ZM239 136V137H238ZM210 137L212 138V140H210ZM229 137V138H228ZM164 138H166V139H164ZM169 138V139H168ZM214 138V139H213ZM228 138V139H227ZM161 139V140H160ZM223 139V140H222ZM230 139V140H229ZM164 140H165V142H166V140H169L168 142H166V144L164 143ZM171 140V141H170ZM229 140V141H228ZM139 141V140H138ZM154 141L156 142L155 144H153L154 143ZM162 141V142H161ZM185 141V142H184ZM222 141V142H221ZM227 141H228V143H227ZM232 141V142H231ZM234 141V142H233ZM171 142V143H170ZM181 142V143H180ZM218 142V143H217ZM220 142V143H219ZM243 142V143H242ZM251 142H253V144L251 143ZM255 142V143H254ZM159 143V144H158ZM160 143H164L165 145H166V147L168 146L169 148V150L163 145H161ZM172 143H176V144H181V146H183V149L182 150H184V151H182V154H186V155H184L186 158H188V159H195V160H197V161H194L195 163L197 162V164L195 165V163H194V166H192V169H193V172H192V169H190L189 167V169L187 168V166H182L181 167V170H179V172L178 173H180V174H175V175H173L172 174V176H174V177H172L173 178V180H174V178H176L177 180V182L179 183L180 182V180L182 181V180H185V179H191L192 180V178L191 177H193V179L196 177V176H199L200 174L201 175H205V174H202V173H212L213 171H214V168L215 167H217L218 168V170H217V168H215V171H216V173L217 174H219L221 171H223V173H221L223 176H222V178H221V174H219V178H221V179H219V178H217L218 180V183L216 182V183H211V181H210V179L211 178H208L207 180L208 181H205V182H199V184H198V182H195L193 185H191V187L192 186H194V188L192 187V191L191 190H189L188 189V192H187V189H186V191L183 193L182 192V194H181V197H179L178 195H177V192L178 193H180L179 191H177L178 190V187H177V185H174V187H176L177 188V190H176V188H174V187H172L171 189H175V191H176V193L175 194H173L174 192H173V190L171 191V189H170V192H166V194H165V192H164V194L162 193V191L161 190H159L158 188H156L157 186H158V184H159V181H162L163 179H164V177H165V175H166V173H168V170H166V169H164L165 167H163V166H165L164 164H166V161L168 160V159H176L177 158V156L176 155H178L177 153V151H176V149H174L173 147H170V144H172ZM192 144L191 146H193V147H191V146H189L188 147V144ZM222 143V144H221ZM236 145H235V144ZM241 143H242V145H241ZM157 144V145H156ZM221 144V145H220ZM186 145V146H185ZM217 145V146H216ZM241 145V146H240ZM154 146V147H153ZM159 146V147H158ZM195 146H196V148H195ZM204 146V147H203ZM211 146V147H210ZM239 146H240V149H239ZM165 147V148H164ZM206 147V148H205ZM221 147V148H220ZM170 148H171V150H170ZM184 148H187V152H185V149ZM192 148V149H191ZM203 148V149H202ZM216 148V149H215ZM153 149V150H152ZM202 149V150H201ZM207 149H213L214 151H213V153H214V155L216 156L215 158H217V159H219V160H217L216 159V161H215V164L214 163H209L210 165L209 166H211V167H208V163L206 162V161H202V163L204 164H202L201 163V160L198 158L199 157V153L200 152H203L204 150L206 151ZM224 149V150H223ZM151 150V151H150ZM195 150V151H194ZM201 150V151H200ZM216 150V151H215ZM239 150V151H238ZM159 152V154H158V152ZM176 151V152H175ZM198 151V152H197ZM220 151V152H219ZM224 151H228V152H232L233 154H235L239 159H241V165H243V167L241 166V165H236V167L233 169V166L231 165L230 166V164L228 163V161L226 162V160L227 159H225L221 154L224 152ZM161 152V153H160ZM168 152V153H167ZM175 152V153H174ZM216 152V153H215ZM235 152V153H234ZM156 155H155V154ZM166 155H165V154ZM171 153V154H170ZM181 153V152H180ZM191 153V154H190ZM238 153V154H237ZM158 154V155H157ZM175 154V155H174ZM217 154V155H216ZM219 154V155H218ZM241 156H240V155ZM149 155V156H148ZM153 155V156H152ZM155 155V156H154ZM160 155V156H159ZM163 155V156H162ZM165 155V156H164ZM167 156V157H166ZM168 156H169V158H168ZM193 156V157H192ZM256 156V157H255ZM151 157V158H150ZM154 157V158H153ZM159 157H161L160 158V160H158L159 159ZM163 157V158H162ZM165 157V158H164ZM190 157V158H189ZM197 157V158H196ZM247 157V158H246ZM156 158V159H155ZM224 158V159H223ZM246 158V160H244ZM251 158V159H250ZM253 158V159H252ZM155 159V160H154ZM247 159H248V161L250 162H247ZM158 160V161H157ZM162 160V161H161ZM252 160V161H251ZM225 161V162H224ZM245 161L247 162L246 164V169H245V166H244V163H245ZM158 164H157V163ZM161 164H160V163ZM163 162V163H162ZM199 162V163H198ZM220 162H222V163H220ZM138 163H140V161L138 162ZM137 163V164H138ZM249 163V164H248ZM207 164V165H206ZM225 164V165H224ZM228 164V165H227ZM253 164V163H252ZM163 165V166H162ZM198 165V167H196ZM202 165V166H201ZM264 165V163L263 164H261L260 165V169H261V167H264L263 166ZM161 166V167H160ZM225 166H226V168H225ZM160 167V168H159ZM184 167V168H183ZM230 167V168H229ZM183 168V169H182ZM186 168V169H185ZM202 168V169H201ZM209 168H211V170H209ZM221 168V169H220ZM240 170H239V169ZM251 168H252V165H251ZM188 169V170H187ZM196 169H198V170H196ZM231 169V170H230ZM236 169V170H235ZM148 170V171H149ZM159 170H160V172L161 171H165L164 173L163 172H161V174L159 173ZM200 170V171H199ZM208 170L210 171V172H208ZM226 170H229L228 171V173H227V171ZM232 170H233V172H232ZM239 170V172H237ZM246 170H249V171H247L246 172ZM154 171L156 172L155 174H154ZM167 171V172H166ZM186 172V174H185V172ZM197 171V172H196ZM205 171V172H204ZM236 171V172H235ZM153 172V173H152ZM157 172H158V174H157ZM183 172V173H182ZM195 172V173H194ZM219 172V173H218ZM163 173V174H162ZM199 173V174H198ZM207 173H206V175H207ZM226 173H227V176H226ZM247 173V174H246ZM122 174V173H121ZM125 174V175H124ZM123 175L124 176H126L127 175V173L125 172ZM157 174V175H156ZM183 174V175H182ZM196 176H195V175ZM216 174V175H217ZM242 174H239L240 176L242 175ZM160 175H163V176H160ZM177 175H178V177H179V179H178V177H177ZM185 175V176H184ZM191 175V176H190ZM200 175V176H201ZM238 175V176H239ZM176 176V177H175ZM184 176V177H183ZM239 176V177H240ZM152 177V178H151ZM158 177V178H157ZM187 177V178H186ZM157 179V180H155V179ZM185 178V179H184ZM242 178V177H241ZM240 178V179H241ZM245 178V179H246ZM160 179V180H159ZM144 181V183H142L143 181ZM155 180V181H154ZM213 181V180H212ZM220 181V182H219ZM157 182V183H156ZM241 182H242V179H241ZM245 182H246V180H245ZM153 183H155L154 185L156 186H150V184L151 185H153ZM234 183V182H233ZM232 183V184H233ZM238 183V184H237ZM157 184V185H156ZM201 184V185H200ZM203 184V185H202ZM212 184H214V185H212ZM217 184V185H216ZM228 184V185H227ZM148 185V188L146 187ZM211 187H210V186ZM230 185L232 186V187H230ZM239 185L241 186V188L239 187ZM202 188V191H201V188ZM208 187V188H207ZM213 187H215V188H213ZM243 187H245L244 185H243ZM153 188V190L151 191V189ZM156 190H155V189ZM199 190H197V189ZM225 190H224V189ZM231 188V189H230ZM141 189V188H140ZM237 189V190H236ZM242 189V190H241ZM146 192H145V191ZM149 190V191H148ZM155 190V193H156V195H154V191ZM160 192V194H159V192ZM169 191V190H168ZM195 191V192H194ZM204 191V192H203ZM207 191V192H206ZM225 191H226V193H227V195H226V193H225ZM128 192V191H127ZM145 192V194H143V193ZM149 192V193H148ZM153 194H152V193ZM208 194H206V193ZM216 192V193H215ZM237 192H234V193H237ZM170 193V194H169ZM191 195H190V194ZM194 193H195V195H194ZM218 193V194H217ZM223 193V194H222ZM146 194H147V196H146ZM151 194V195H150ZM200 194V195H199ZM205 194V195H204ZM150 195V196H149ZM160 195V196H159ZM163 197H162V196ZM170 195V197H168ZM174 195V196H173ZM176 195V196H175ZM184 195V196H183ZM199 195V196H198ZM203 195V196H202ZM217 195V196H216ZM153 196V197H152ZM155 196V197H154ZM157 196H158V198H157ZM192 196V197H191ZM212 196V195H211ZM166 197V198H165ZM178 197H179V199H178ZM194 197V198H193ZM203 197L205 198V200H203ZM155 198V199H154ZM173 198V199H172ZM175 198V199H174ZM197 198V199H196ZM159 199V200H158ZM182 199H183V201H182ZM200 199H202L203 200V202H202V200H200ZM151 200V201H150ZM157 200V201H156ZM173 200V201H172ZM174 200H175V202H174ZM178 200V201H177ZM137 201V200H136ZM142 201V200H141ZM140 201V202H141ZM180 201V203L181 204H179V203H177V202H179ZM185 201V202H184ZM190 201V202H189ZM170 202V203H169ZM172 202V203H171ZM182 202H183V204H182ZM187 202V203H186ZM202 202V203H201ZM250 201H247L246 202V206L247 205H250L251 204V202L249 203ZM147 203V202H146ZM159 203V204H160ZM174 203V204H173ZM192 203V204H191ZM194 203H195V205H194ZM164 204V205H165ZM178 204V205H177ZM206 204L210 207H208V206H206ZM254 205H250L252 208L251 209H253V207H255L256 206V204L255 203H253ZM181 205V206H180ZM185 205V206H184ZM197 205V206H196ZM136 206V205H135ZM171 206H172V208H171ZM178 206V207H177ZM187 206V207H186ZM206 206V207H205ZM250 206H249V208H250ZM165 207V208H166ZM191 207V208H190ZM196 207H197V209H196ZM135 208H137V207H135ZM178 208H180V209H178ZM188 208V209H187ZM195 210H194V209ZM201 208V210H199ZM167 209H165V211H168ZM178 209V210H177ZM182 209H183V211H182ZM187 209V210H186ZM191 209H193V210H191ZM203 209V210H202ZM211 209H212V211H211ZM165 211H163L162 212V214H163V216H162V214L161 213H159L160 215H159V218L158 219H160V218H162L161 220H158V221H162L161 222V226L162 227H169V223L170 222H168L167 223V220L169 221L170 220V218H169V211H168V215H167V213H165ZM205 211V213H203ZM219 211V210H218ZM222 211V210H221ZM194 212V213H193ZM196 212V213H195ZM208 212V213H207ZM164 213H165V215H164ZM211 213V214H210ZM213 213V214H212ZM214 213L216 214V216H217V218H215L216 216L214 215ZM187 215H188V212L186 213ZM209 217V219H208V217L206 216V215ZM209 214V215H208ZM219 216H218V215ZM167 215V216H166ZM211 215V216H210ZM205 216V217H204ZM167 217V218H166ZM185 217H186V219H185ZM202 217H204L205 219H206V221L209 223V225H208V227L206 228V229H204V231H206V233L207 234H205V232L203 231V230H201V231H196V229L194 228V223H196V222H198V220L200 219V218H202ZM220 217H222V220L221 219H218V218H220ZM165 218H166V220H165ZM183 218V219H182ZM187 218L190 220V222H189V220L187 221ZM196 219V221H195V219ZM244 219L246 218V216L245 217H243ZM157 219V218H156ZM186 220V221H183V220ZM208 219V220H207ZM216 219V220H215ZM218 219V220H217ZM165 220V221H164ZM224 220V221H223ZM246 220V219H245ZM195 221V222H194ZM215 221H216V223H218V224H216L215 223ZM218 221V222H217ZM192 222V223H191ZM194 222V223H193ZM223 222V223H222ZM225 222V223H224ZM141 223H143V222H141ZM207 223V224H208ZM192 224V225H191ZM166 225V226H165ZM214 225H216V226H214ZM219 225V226H218ZM218 226V227H217ZM214 227V228H213ZM209 228V229H208ZM190 229V228H189ZM212 229H211V231H212ZM191 230V231H192ZM207 230H209V231H207ZM192 231V232H193ZM141 232V231H140ZM168 231H166V233H167ZM197 232V233H196ZM204 232V233H203ZM138 233V237H136V239H135V242H136V248H135V250L133 251V253L132 254H134L137 250H139V249H142L143 248V241L141 242V240L139 239L140 237H141V239L142 240H144V242L148 239V237L146 236V234H142L143 232H141V235L143 236V235H145L146 236V238L143 236H140V233L139 232H137ZM166 233H164L163 234V236H166V241L168 242V240H169V238H172L171 239V243L169 244V243H166V248H164V254H165V256L166 257H169V259H171V255H172V259H173V261H175L176 259H177V252L174 250V252H173V250H172V245L171 244H173V243H176V242H173L174 240H176V241H178V243L179 244H186V242H187V240L185 241V240H182L183 238H184V236H186L187 235V238L189 239V233H187V232H185V234L186 235H182V234H180V236H182L183 238H181L180 237V239L178 238V237H175L176 239H174V237H171L170 235H172V234H167L169 237L167 238V235H166ZM202 233V234H201ZM195 234H196V236H195ZM204 234V235H203ZM209 234V235H208ZM162 236V237H163ZM173 236V235H172ZM205 236H207V237H205ZM229 236V235H228ZM228 236L226 237V240L227 239H229L228 238ZM192 237V238H193ZM164 239H165V237H163ZM186 238V239H187ZM193 238V239H194ZM174 239V240H173ZM179 239V240H178ZM185 239V238H184ZM140 241V244H142L141 246H140V244L138 243ZM185 241V242H184ZM138 243V244H137ZM140 246V248H138L139 246ZM170 245V246H169ZM169 247V248H168ZM170 247H171V250H172V254L171 253H168V252H171V250H170ZM166 249H168V250H170V251H168L167 252V250ZM198 251V250H197ZM175 252H176V256H175ZM197 253V252H196ZM167 254H169L168 256H167ZM194 255V256H193ZM179 256V255H178ZM188 256H189V254H188ZM191 256V255H190ZM192 256L193 257H195V259H196V254L195 253H192ZM191 256V257H192ZM206 264V263H205Z\"/></svg>",
    "mask_w": 264,
    "mask_h": 264
}]
</instances>
